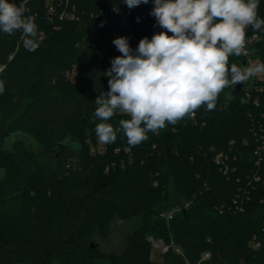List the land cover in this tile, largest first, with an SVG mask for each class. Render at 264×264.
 I'll return each mask as SVG.
<instances>
[{
    "label": "trees",
    "instance_id": "1",
    "mask_svg": "<svg viewBox=\"0 0 264 264\" xmlns=\"http://www.w3.org/2000/svg\"><path fill=\"white\" fill-rule=\"evenodd\" d=\"M11 2L25 5V15L35 17L38 36L46 33V38L42 48L27 55L24 47L16 52L20 32L0 31V82L8 92L7 100L0 93V161L8 164L26 141L41 138L51 161L38 162L43 175L62 182L65 203L81 202L72 224L57 228L58 239L37 264H154L149 236L170 246L160 264H264V185L247 186L258 171L252 126L253 121L264 126V81L259 82L262 92L256 93L258 107L241 101L244 89L230 100L232 88H225L215 110L201 107L194 118L169 124L158 135L150 132L135 147L118 132L105 153L93 155L92 147L98 146L95 123L100 122L93 116L95 98L109 91L105 73L121 55L113 40L127 37L135 52L142 38L161 32L150 14L153 0L132 9L124 0H70L79 17L70 24L81 27L66 40L52 30L46 0ZM114 8L128 15L129 25L107 27V33L93 36L96 18ZM258 16L264 19V0H259ZM253 32L264 33V27H249L246 34ZM103 35L110 39L102 43ZM232 63L241 67L237 56L230 57ZM75 69L76 80L66 81L65 73ZM128 118L117 112L108 123L119 128V120ZM221 152L230 155L234 170L228 176L214 160ZM173 186L188 206L167 221L161 215L176 205ZM246 187L249 202L245 212H237L231 208L233 200ZM93 217L104 224H93ZM136 217L143 218L142 227L127 238L120 254L91 247L95 234L110 236L115 219ZM83 223L89 227L86 232ZM255 238L262 242L260 249L253 248ZM17 249L16 240L0 232V264H18Z\"/></svg>",
    "mask_w": 264,
    "mask_h": 264
},
{
    "label": "clouds",
    "instance_id": "2",
    "mask_svg": "<svg viewBox=\"0 0 264 264\" xmlns=\"http://www.w3.org/2000/svg\"><path fill=\"white\" fill-rule=\"evenodd\" d=\"M129 9L149 0H124ZM150 13L164 29L139 41L133 51L127 37L113 44L121 53L105 73L109 91L95 98V135L107 145L122 132L130 147L158 135L167 125L194 117L205 107L213 111L225 88H234L252 77L264 75V63L241 68L229 64L231 56L247 54L246 31L264 27L258 16L259 0H153ZM23 3L0 0V31L21 33L29 52L39 48L33 15H25ZM171 33V35H169ZM0 82V93L4 92ZM119 128L108 123L117 113ZM94 122V121H93Z\"/></svg>",
    "mask_w": 264,
    "mask_h": 264
},
{
    "label": "rangeland",
    "instance_id": "3",
    "mask_svg": "<svg viewBox=\"0 0 264 264\" xmlns=\"http://www.w3.org/2000/svg\"><path fill=\"white\" fill-rule=\"evenodd\" d=\"M69 2L70 0H46L45 3L46 18L53 24L52 30L58 31L65 38L63 40H66L71 32L79 30L81 27L70 24L71 22L77 23L79 17L71 9ZM52 6L55 9L49 13ZM94 24L93 36L108 32L104 31L105 29H102L98 22ZM99 29L102 30L99 32ZM161 31L164 29L161 28ZM45 38L46 33H41L38 36L39 48L43 47ZM109 39V35H103L101 42L104 43ZM22 47L23 42L21 33H19L16 52H19ZM26 52L24 54L32 53L27 50ZM3 68L2 66L0 71ZM76 75L77 69L72 72L70 77H66V81L74 82ZM3 95L7 100L8 92L4 90ZM101 145L103 143L98 141V146ZM16 155L8 164L0 161V232L3 236L16 240L17 253L20 255L18 264H37L42 260L46 250L51 248L55 240L58 239L57 228L63 224H72L74 210L80 206L81 202L65 203L62 182L55 177L48 178L43 175L38 162L49 164L51 161L41 138L38 139V143L26 141ZM170 192L172 202L176 204L170 210L171 212L176 213L183 205L188 206L183 197L176 192L174 186L171 187ZM96 218L93 217V224L97 226L104 224L99 218ZM142 224V217L132 218L124 222L115 219L110 236L107 239H98L101 248L104 251L120 254L126 245L127 238L140 229ZM83 225V231L86 232L89 227L86 226V223ZM149 238L150 236L148 241H150ZM150 261L154 264L162 262L161 251L153 249L152 244Z\"/></svg>",
    "mask_w": 264,
    "mask_h": 264
},
{
    "label": "built area",
    "instance_id": "4",
    "mask_svg": "<svg viewBox=\"0 0 264 264\" xmlns=\"http://www.w3.org/2000/svg\"><path fill=\"white\" fill-rule=\"evenodd\" d=\"M54 6L49 9V13H52ZM96 22L99 23L102 29L107 27H117L126 28L129 25V18L125 12L120 11L117 8H114L110 11L104 13L103 16L96 18ZM155 22L158 24L157 20ZM246 48L247 54L239 56L241 62V68L247 67L250 64L263 63L262 60V51L264 50V33L262 32H253L246 34ZM72 72L67 71L65 73L66 77H70ZM264 81V75H259L250 78L247 80V84L244 87L245 92L241 96V101L243 103H252L254 106H259L260 101L256 93L262 92V87L259 82ZM194 118V117H193ZM252 130L255 138V147H254V156L256 159V166L258 171L249 176V182L247 186H253L256 183H263L264 185V126L259 121H253ZM119 151V150H118ZM130 149H126V152H129ZM106 152L105 144L97 147H93L91 153L93 155L103 154ZM215 163L219 166L220 170L225 174L229 175L234 169L231 168L229 164L230 155L225 152L216 154ZM254 189V187H253ZM250 199V192L246 188L241 189V194H238L233 200V207L237 212H245L247 204ZM264 202V200H263ZM175 213L172 211L163 212L162 217L167 221L171 220ZM153 249H158L162 254L166 253L170 246L165 243L163 239H155L154 237L149 238ZM262 247V242L255 238L253 244L254 249H260ZM175 250L178 253H182L179 247L174 246ZM209 257V254L205 255V258Z\"/></svg>",
    "mask_w": 264,
    "mask_h": 264
},
{
    "label": "water",
    "instance_id": "5",
    "mask_svg": "<svg viewBox=\"0 0 264 264\" xmlns=\"http://www.w3.org/2000/svg\"><path fill=\"white\" fill-rule=\"evenodd\" d=\"M246 84H247V81L245 83H237L234 86V88H232L231 91L227 94V98L230 100L235 99L237 96L240 95V93L242 92V90L244 89ZM99 238L102 239L98 233L93 236V238L91 240V247L101 249L102 251H104L99 244V241H98ZM126 244H127V241H126ZM125 247H126V245H125ZM125 247H124V249H125ZM104 252L111 253L108 251H104Z\"/></svg>",
    "mask_w": 264,
    "mask_h": 264
}]
</instances>
